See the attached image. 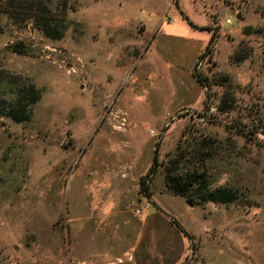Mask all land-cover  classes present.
<instances>
[{
	"label": "rangeland",
	"instance_id": "1",
	"mask_svg": "<svg viewBox=\"0 0 264 264\" xmlns=\"http://www.w3.org/2000/svg\"><path fill=\"white\" fill-rule=\"evenodd\" d=\"M53 10L54 38L0 21V264H264V0ZM196 139L240 201L166 188Z\"/></svg>",
	"mask_w": 264,
	"mask_h": 264
},
{
	"label": "trees",
	"instance_id": "2",
	"mask_svg": "<svg viewBox=\"0 0 264 264\" xmlns=\"http://www.w3.org/2000/svg\"><path fill=\"white\" fill-rule=\"evenodd\" d=\"M53 6L54 0H0V21L7 18L18 23L25 20L22 17L25 14L46 36L54 38L58 27ZM203 81L207 83V80ZM26 108L27 103L20 100L18 106L10 111L9 116L16 122L26 120L30 113ZM203 142L204 140L196 139L189 141L185 146L181 145L182 141L178 143L173 156L166 160L167 172L164 177L166 188L174 195L182 197L188 205L208 202L221 205L237 203L242 197L241 191L235 187L218 186L208 174L207 157L210 158V155L207 156L200 151L201 145H205ZM152 171L151 169L148 174ZM141 188L143 189V182ZM177 227L182 230L178 224Z\"/></svg>",
	"mask_w": 264,
	"mask_h": 264
},
{
	"label": "built area",
	"instance_id": "3",
	"mask_svg": "<svg viewBox=\"0 0 264 264\" xmlns=\"http://www.w3.org/2000/svg\"><path fill=\"white\" fill-rule=\"evenodd\" d=\"M227 22H230L229 20H227ZM137 212H139V211H137Z\"/></svg>",
	"mask_w": 264,
	"mask_h": 264
}]
</instances>
